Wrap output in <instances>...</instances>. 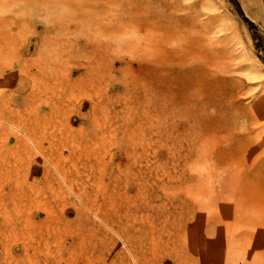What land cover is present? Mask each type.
Here are the masks:
<instances>
[{
	"label": "rangeland",
	"instance_id": "1",
	"mask_svg": "<svg viewBox=\"0 0 264 264\" xmlns=\"http://www.w3.org/2000/svg\"><path fill=\"white\" fill-rule=\"evenodd\" d=\"M256 132L264 0H0V264H204L185 240Z\"/></svg>",
	"mask_w": 264,
	"mask_h": 264
},
{
	"label": "bare ground",
	"instance_id": "2",
	"mask_svg": "<svg viewBox=\"0 0 264 264\" xmlns=\"http://www.w3.org/2000/svg\"><path fill=\"white\" fill-rule=\"evenodd\" d=\"M221 23L229 24L226 19H221ZM176 39L181 41L180 47L186 49L187 56L177 58L174 52L179 46L176 45H172L174 52L168 50L167 53L174 54L172 58L182 65L202 62L204 70L201 67L191 73L199 77L197 84H206V77L222 67L218 64L217 52L207 44L196 45L186 30L176 34ZM156 40L162 49L167 44L163 40ZM192 51L195 55H192ZM244 114V118L253 123L258 111ZM263 139V135L256 132L248 140L239 141L238 150L228 151L220 191L213 190L209 197V211L204 218L205 230L191 232L185 240L198 256L197 259L204 264H264V258L258 254L264 243Z\"/></svg>",
	"mask_w": 264,
	"mask_h": 264
}]
</instances>
